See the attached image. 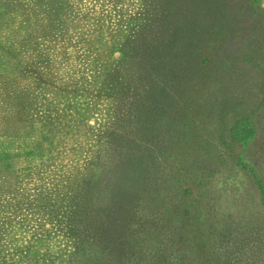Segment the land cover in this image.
<instances>
[{
  "label": "rangeland",
  "instance_id": "obj_1",
  "mask_svg": "<svg viewBox=\"0 0 264 264\" xmlns=\"http://www.w3.org/2000/svg\"><path fill=\"white\" fill-rule=\"evenodd\" d=\"M263 75L264 0H0V264H119L123 227L168 240L188 209L219 263L264 264L258 190L215 160Z\"/></svg>",
  "mask_w": 264,
  "mask_h": 264
},
{
  "label": "trees",
  "instance_id": "obj_2",
  "mask_svg": "<svg viewBox=\"0 0 264 264\" xmlns=\"http://www.w3.org/2000/svg\"><path fill=\"white\" fill-rule=\"evenodd\" d=\"M260 90L264 98V81ZM263 105L264 103L260 102L256 108L236 118L227 128L222 119L219 121L216 132L218 156L215 160L247 173L258 190L260 202L264 208V181L246 160L247 149L258 136L254 115ZM188 193L186 192L185 195ZM190 214L192 215L190 209L184 211V216L177 222L176 228L169 232L168 240H165L167 235L162 233V226L152 227L142 238H136L134 241L127 240L126 227H123L122 237L118 240L108 239L107 243L121 248L119 264H242L241 261L238 263L240 258L237 262H229L227 258L225 263H219L222 254H214L209 247L214 243L205 226L208 225L210 228L211 226L207 224L203 216H196L197 214L194 213V216H189ZM99 232H101L99 228H94L93 236L90 237L87 234L86 236L78 233L71 234L72 231H70L67 237L75 239V248L80 250V247H84L83 237H88L94 243L103 240L105 234ZM223 255L228 256V253Z\"/></svg>",
  "mask_w": 264,
  "mask_h": 264
}]
</instances>
